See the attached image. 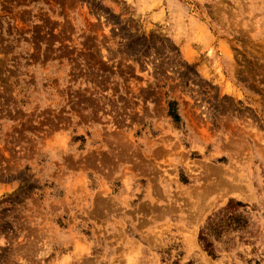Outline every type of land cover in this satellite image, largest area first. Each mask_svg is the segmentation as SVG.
<instances>
[{
	"label": "rangeland",
	"instance_id": "rangeland-1",
	"mask_svg": "<svg viewBox=\"0 0 264 264\" xmlns=\"http://www.w3.org/2000/svg\"><path fill=\"white\" fill-rule=\"evenodd\" d=\"M0 264H264V0H0Z\"/></svg>",
	"mask_w": 264,
	"mask_h": 264
},
{
	"label": "bare ground",
	"instance_id": "bare-ground-1",
	"mask_svg": "<svg viewBox=\"0 0 264 264\" xmlns=\"http://www.w3.org/2000/svg\"><path fill=\"white\" fill-rule=\"evenodd\" d=\"M136 48V47H135ZM199 164V163H198ZM186 165V164H185ZM190 165V164H189ZM210 166H211V164H210ZM224 169V168H223ZM196 170V169H195ZM220 175V174H219ZM224 176L222 175V177H220L219 176V179L218 180H210L211 182H210V184H209V187H213L214 188V186H216V187H219V186H223V187H225L224 188V191L223 192H221V194L222 195H224V193H225V195H227V193H232V192H237L239 189H237V187H236V184L234 183V179H232V178H223ZM235 177V176H234ZM213 178V177H212ZM242 178V177H241ZM215 179V178H214ZM244 180V179H243ZM250 182H247V184H248V187H246V188H249V185L251 184H249ZM241 185V184H240ZM243 185V184H242ZM241 185V186H242ZM240 186V187H241ZM246 186V185H245ZM252 186V185H251ZM197 187V186H196ZM243 187V186H242ZM212 188V189H213ZM251 189H252V187H250ZM185 191V190H184ZM189 191V190H188ZM251 191V190H250ZM244 196V195H243ZM250 196V195H249ZM249 196H247V197H249ZM222 197V196H221ZM246 197V198H247ZM251 199V198H250ZM208 205V204H207ZM209 206V205H208ZM207 206V207H208ZM202 208H204V207H202ZM199 209V208H198ZM203 210V209H202ZM201 211V210H200Z\"/></svg>",
	"mask_w": 264,
	"mask_h": 264
}]
</instances>
